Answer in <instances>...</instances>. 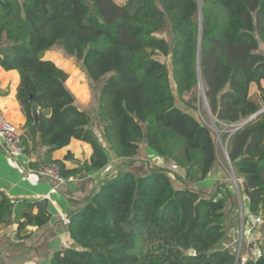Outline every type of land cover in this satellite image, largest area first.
I'll return each mask as SVG.
<instances>
[{"label": "trees", "instance_id": "16d2710c", "mask_svg": "<svg viewBox=\"0 0 264 264\" xmlns=\"http://www.w3.org/2000/svg\"><path fill=\"white\" fill-rule=\"evenodd\" d=\"M200 2L201 25L198 0H0V68L20 77L25 154L45 148L46 165L57 166L65 181L103 170L111 154L120 166L134 165L142 146L167 165L152 160L144 164L153 166L147 174H109L69 219L75 246L54 253L51 264H264V254L242 262L221 247L230 185L220 183L208 197L189 188L211 175L218 149L213 129L195 114L197 97L184 99L198 85L199 61L216 130L261 110L250 90L256 85L264 102V0ZM164 21L172 44L158 36ZM55 48L78 61L91 87L106 78L93 90L96 120L67 87L69 74L43 59ZM159 56L170 58L171 70ZM234 129L220 139L244 181L250 215L264 217V112ZM73 140L88 144L92 155L71 168L70 152L63 160L52 156ZM18 203L26 208L17 229L23 241L27 227L47 225L50 215L44 206L33 214L37 203ZM14 204L0 194V224L9 223Z\"/></svg>", "mask_w": 264, "mask_h": 264}, {"label": "crops", "instance_id": "0c3cea01", "mask_svg": "<svg viewBox=\"0 0 264 264\" xmlns=\"http://www.w3.org/2000/svg\"><path fill=\"white\" fill-rule=\"evenodd\" d=\"M116 2L124 3L125 1ZM19 84L20 77L17 71H5L0 68V108L23 134L22 128L26 123V118L16 99ZM261 87L264 89V80L261 82ZM253 88L258 90L256 85H252L251 99ZM258 95L257 100H252L261 104L262 109L264 102L259 90ZM78 105L91 113L95 120L97 119V110L91 112L87 107L81 106L79 103ZM95 122L96 135L103 142L102 128L99 127L97 121ZM69 152L73 154L74 161H66V165L71 168L75 167L77 163H85L92 155V149L88 144L73 140L68 147L55 151L52 158L63 160ZM136 159L134 165L128 160L120 166L121 161L111 154L110 163L103 170L89 174L84 179L74 178L72 181L60 184L39 175V170L46 165L45 148L39 147L37 151L30 154L10 157L0 146V194H4L15 203L9 223L0 224V264H51L54 253L75 246L74 241L70 238L66 221L69 222L72 214L84 207L87 198L99 189L108 179L109 174L128 169L138 175H143L153 167L149 164V167L144 165L146 161L154 160V163L163 161L161 158L155 157L145 146L141 147L140 156ZM178 170L174 171L184 176V172ZM238 182L240 185L237 195L226 172L218 162L208 179L196 185H190L189 188L198 191L203 197H208L215 193L220 183L230 185L234 195L225 212L227 235L221 243V247L234 251L237 258L245 262L256 260L261 254H264V222H257L254 216L250 215L244 181L240 179ZM176 186L178 188L186 187L179 181H176ZM18 201L37 203L33 214L37 215L44 206L43 209L50 215L47 225L40 228L27 227L30 237L23 241L18 239L17 229L19 223L23 221L22 215L26 208L21 207Z\"/></svg>", "mask_w": 264, "mask_h": 264}, {"label": "rangeland", "instance_id": "374dc122", "mask_svg": "<svg viewBox=\"0 0 264 264\" xmlns=\"http://www.w3.org/2000/svg\"><path fill=\"white\" fill-rule=\"evenodd\" d=\"M115 1H127V0H115ZM159 37L165 38L170 44H172V33L170 25L167 23V21H164V28L161 32L158 33ZM43 59L50 60L54 62L57 66H59L61 69L65 70L69 74L70 82L67 84V87L69 90L75 95V97L78 100V103L81 106L87 107L91 112H96L97 110V102L94 98V93L96 94L95 90L96 88L99 89V87L103 84L104 78L99 85L91 87L90 82L88 81V78L86 74L83 72L81 66L79 65L78 61L75 58L68 57L60 48L52 49L44 54ZM158 59L161 62H164L168 64L170 70L171 67V61L170 58H165L163 56H159ZM172 81V79H171ZM172 87L175 88V85L172 81ZM252 99L257 100L258 98V90L253 88L252 91ZM193 96H196L198 99L197 107L200 110H197L195 112L196 116L206 125H208L211 129H213V133L217 142V149H218V162L219 165L222 167V169L226 172L230 183L232 184V188L235 191V194L238 195L239 191V180L236 181L235 175H234V169L229 164V161L227 160L226 153V146L224 145L223 141L220 139V135H226L232 131L234 127H226L220 131L213 128L214 123L216 122V119L211 116L203 102V95L202 92L199 90L198 85L193 89L191 93H186L184 95V98L186 100L191 99ZM178 103L180 104L179 100ZM219 134V137H218ZM165 167V166H164ZM172 170H176L175 168H172ZM178 170V169H177ZM179 171V170H178ZM175 184V183H174Z\"/></svg>", "mask_w": 264, "mask_h": 264}, {"label": "built area", "instance_id": "2783aa9c", "mask_svg": "<svg viewBox=\"0 0 264 264\" xmlns=\"http://www.w3.org/2000/svg\"><path fill=\"white\" fill-rule=\"evenodd\" d=\"M21 137L22 132L20 129L8 119L4 111L0 108V146L7 156L14 157L16 155L25 154V148L21 143ZM156 164L161 167L167 166L164 161L161 160L157 161ZM39 175L55 180L60 184L65 182V180L59 174L58 167L55 165H44L39 170ZM73 179L74 178H70L69 180L72 181ZM254 219L257 222H264V217L254 216ZM66 223L69 222L66 221Z\"/></svg>", "mask_w": 264, "mask_h": 264}, {"label": "water", "instance_id": "95a60500", "mask_svg": "<svg viewBox=\"0 0 264 264\" xmlns=\"http://www.w3.org/2000/svg\"><path fill=\"white\" fill-rule=\"evenodd\" d=\"M198 1H199V6H200V10H199V20H200V25H201V20H202L201 2H200V0H198ZM198 58H199V53H198ZM197 68H198V87H199V90L202 92L203 102H204V104H205V106H206L209 114L211 116H213V118L216 119L217 112H215L214 114L211 113L210 108H209L208 103H207V100H206V97L204 95L203 82H202L201 73H200V63H199V61L197 63ZM30 99L32 100V96H30ZM32 108H33V117H34L35 122L37 123L39 121L38 107H37L36 104H32ZM263 112H264V108H262L259 112H257L255 115L251 116L250 118H248L244 122H242V123H240L238 125H232V127H235V129L233 131H236V130L240 129L241 127H243L247 123H249L252 120L256 119ZM213 128L215 129L214 126H213ZM218 137H219V134H218ZM226 155H227V153H226ZM227 160L229 161V164L231 165V162H230V159H229L228 155H227ZM234 175H235L236 181L240 180V175H239L238 172L234 171Z\"/></svg>", "mask_w": 264, "mask_h": 264}]
</instances>
